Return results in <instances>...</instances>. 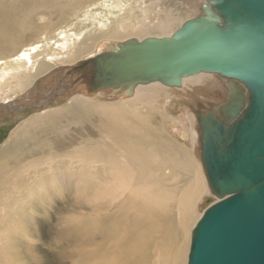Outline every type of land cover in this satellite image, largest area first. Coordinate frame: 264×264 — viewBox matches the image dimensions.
I'll list each match as a JSON object with an SVG mask.
<instances>
[{
	"label": "rangeland",
	"instance_id": "obj_1",
	"mask_svg": "<svg viewBox=\"0 0 264 264\" xmlns=\"http://www.w3.org/2000/svg\"><path fill=\"white\" fill-rule=\"evenodd\" d=\"M186 4L190 6L187 1ZM190 12L182 11L181 17L185 19L192 15ZM68 30L69 34L75 31L85 36L90 28L83 26ZM102 31L91 29L84 38L91 47L95 44L93 51L107 36ZM118 31L121 38L135 35L131 30L121 31V26ZM96 34L97 39L94 38ZM155 34L147 37L163 36ZM88 50L81 59L88 55ZM80 61L76 60V63ZM69 65L72 64H49L58 70ZM40 77L31 82L15 104L0 109V264L102 262L109 244L107 231L117 221V218L109 221V215L120 207L111 206L109 211L111 204L105 198L107 176L103 161L108 158L115 161L112 170L119 174V178L129 179L132 169L137 173L135 182L140 184H132L133 199H125L123 212L127 213L131 208L136 212L137 209L143 232L154 242L150 248L153 262L158 250L156 238L163 237V234L152 231L160 214L172 218L170 214L177 211L178 205L186 204L193 188L198 200L205 191L202 181L195 179L199 169V150L173 131L175 126L189 127L186 116L193 113L189 93L191 88L198 86L188 85L181 92L172 93L162 88L165 93L159 91L164 97L160 93L161 96H133L115 101L94 96L82 104H75L73 98L81 93L72 91L53 98L60 76L57 79L54 76ZM165 94L170 97L166 99ZM51 111H58L57 119L40 125L27 138H16L21 125ZM112 133L115 135L109 139ZM155 155L160 158L157 160ZM125 156L130 157L124 161ZM51 158L56 160L51 161ZM87 166L90 169L86 171ZM144 179L164 185L154 189L148 185V188ZM119 184L117 180L113 188ZM187 210L192 212L189 207ZM192 214L185 224L190 236L185 262L183 250H176L181 246L180 234L165 243V261L187 264L196 217ZM91 227H97L98 233L92 234ZM169 231L165 234L168 235ZM96 243L102 245L96 247Z\"/></svg>",
	"mask_w": 264,
	"mask_h": 264
},
{
	"label": "water",
	"instance_id": "obj_2",
	"mask_svg": "<svg viewBox=\"0 0 264 264\" xmlns=\"http://www.w3.org/2000/svg\"><path fill=\"white\" fill-rule=\"evenodd\" d=\"M206 1L170 37L129 39L66 68L53 98L113 90L127 99L138 85L217 75L221 100L195 114L218 200L192 231L187 264H264V0Z\"/></svg>",
	"mask_w": 264,
	"mask_h": 264
},
{
	"label": "bare ground",
	"instance_id": "obj_3",
	"mask_svg": "<svg viewBox=\"0 0 264 264\" xmlns=\"http://www.w3.org/2000/svg\"><path fill=\"white\" fill-rule=\"evenodd\" d=\"M186 1L190 3V6L186 4ZM206 3V0H0V109H5L4 107L9 108V106L15 104L18 101L17 99L29 89L31 82L35 78L37 79L40 76V78L47 76L51 78L54 76L57 79L62 72L67 71L68 67L73 66L76 60L80 59V62H85L106 51L110 45L123 43L133 38L141 41L148 34L154 32L163 35L159 36L160 38L170 37L184 22L198 17L201 13V5H205ZM187 10L191 11L190 13L192 15L184 17L185 19H183L181 17L182 11L186 12ZM83 26H88L90 30L98 28L107 34L105 38L97 43L98 48L95 51L92 49L95 44L90 42L94 45L91 47L90 44L84 42V38L90 30L87 35L84 34L85 36H83V33L75 31L69 34V28ZM120 26L121 31L131 30L134 32V37L131 36L128 38L127 36V39L118 37ZM132 32H130V35ZM51 34L53 35L50 36ZM96 35L94 37L95 39L98 37ZM89 48L93 52L89 53L91 51L88 50ZM87 50L89 51L88 55L81 59L83 55H86L84 53ZM51 63L72 65L66 66L67 69L62 68L58 70V67L53 68L49 66ZM188 85L191 87L198 86L194 88L190 87L191 90L188 99L193 103V106H191L193 113L191 112L192 114L186 116L189 121V127L175 126L173 127V131L181 139L189 141L194 146V149L199 150L200 159L198 158L199 161L197 160L199 169L195 179L197 182L202 181L205 191L198 200L194 197L193 193L195 188H193L192 193L187 197L186 204L182 206L178 205L177 211L170 214L173 216L172 218L164 217V214H160L157 225L152 231L158 233V235L163 234V237L157 236L156 238L158 250L156 259L151 262L150 248L154 242L143 232L142 221L138 218L137 214L139 213L137 209V214L133 208L129 209L127 213L123 212L125 199L127 201L133 199L132 184H140V182H135L134 177L137 173L132 169L129 179L119 178V174L114 173L112 170L115 161L111 162L109 158L103 161L106 166L105 173L107 176L105 198L111 204L108 210L110 211L111 206L114 205L120 207L113 214L109 215V221L115 218H117V221L114 223L115 226L107 231L109 244H106L107 247L105 246L106 249L102 257V262L99 264H176L175 261H165L167 254L165 243H168L172 237L178 234L182 236L178 239L181 246L176 248V250H183V259L185 262L190 237L185 228L186 221L193 216L192 212L196 215L192 227L193 231L198 220L209 206L207 204L208 200L211 202L218 200L209 187L202 164L200 134L198 132V121L195 114V109L198 110L200 106L209 107L210 103H218L221 100L223 96L222 92L225 90L217 75L201 73L196 76L184 78L181 87H166L161 83L138 85L134 90L133 96H161L160 93L162 91L164 92V90L168 91V93L181 92V89L183 88L184 90ZM159 90L162 91L160 92ZM154 92L156 94H152ZM164 93H162V96ZM168 95L166 99L170 97ZM94 96H101L115 101L122 98L121 94H118L117 91L106 90L100 91L93 96H87L81 93V95L73 98V103L82 104ZM52 111L51 113L44 112L43 115L36 116L21 125L19 131L16 133V138L19 136L27 138L35 133L40 125L57 119L55 117L58 111L57 113H53ZM114 135V133L110 134L108 136L109 139H113ZM155 156L157 160L160 158L159 155ZM129 157L127 158L125 156L124 161L128 160ZM120 159L122 160L123 158ZM55 160L51 158V161ZM165 160L167 161V159ZM84 169L87 171L90 167L87 166ZM117 180H119L120 184L114 189L113 184ZM143 183L148 188L150 186L153 189L158 186L163 187L162 185H164L163 183H157L147 179H144ZM187 207L192 212H188ZM167 230H170L168 235L165 234ZM98 231L97 227H91L92 234L98 233ZM95 245L96 247H100L102 243H96ZM186 259L188 261V258Z\"/></svg>",
	"mask_w": 264,
	"mask_h": 264
}]
</instances>
